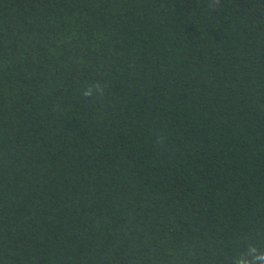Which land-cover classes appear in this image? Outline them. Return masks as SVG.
I'll list each match as a JSON object with an SVG mask.
<instances>
[{"label": "trees", "instance_id": "1", "mask_svg": "<svg viewBox=\"0 0 264 264\" xmlns=\"http://www.w3.org/2000/svg\"><path fill=\"white\" fill-rule=\"evenodd\" d=\"M0 264H264V0H0Z\"/></svg>", "mask_w": 264, "mask_h": 264}]
</instances>
